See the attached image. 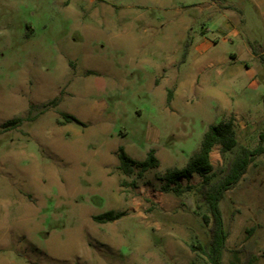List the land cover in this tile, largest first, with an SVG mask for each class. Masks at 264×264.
<instances>
[{
  "label": "rangeland",
  "instance_id": "obj_1",
  "mask_svg": "<svg viewBox=\"0 0 264 264\" xmlns=\"http://www.w3.org/2000/svg\"><path fill=\"white\" fill-rule=\"evenodd\" d=\"M203 29L218 44L195 63ZM229 119L214 181L261 145L264 0H0V264H208L201 178L180 193L161 178ZM120 148L160 167L126 176ZM220 207L223 264H264V154ZM109 211L123 217L93 221Z\"/></svg>",
  "mask_w": 264,
  "mask_h": 264
},
{
  "label": "trees",
  "instance_id": "obj_2",
  "mask_svg": "<svg viewBox=\"0 0 264 264\" xmlns=\"http://www.w3.org/2000/svg\"><path fill=\"white\" fill-rule=\"evenodd\" d=\"M64 119L67 123L80 124L79 120L73 116L64 115ZM15 123V121L10 122L6 126H12ZM260 141V147L255 150L241 149L238 155L227 163L222 176L217 181H214V166L211 162L213 149L217 146L220 147L221 156L226 158L227 154L237 147L234 120L223 121L208 128L199 150L190 157L185 168L169 169L161 178L167 185L174 186V191L178 193L182 191L181 180H189L195 175L201 178L197 191L200 203L206 205L208 209V214H205L203 219L209 227L210 246L206 248L198 243L192 245V249L205 256L208 264H223L222 260L228 233L224 226L220 203L224 200L226 193L241 181L254 160L264 154V133L260 135ZM118 158L120 170L126 176H131L136 166L140 168V175L160 167V161L156 157L155 150H151L147 159L142 163L132 160L124 148L119 149ZM122 217L123 214L121 213L109 211L94 216L93 221L98 224H106L117 221Z\"/></svg>",
  "mask_w": 264,
  "mask_h": 264
},
{
  "label": "crops",
  "instance_id": "obj_3",
  "mask_svg": "<svg viewBox=\"0 0 264 264\" xmlns=\"http://www.w3.org/2000/svg\"><path fill=\"white\" fill-rule=\"evenodd\" d=\"M225 30L230 32V34L224 35V40L226 39V40H229L231 42H234L233 38L236 39L240 35V32L238 31V29L230 21H227L225 23ZM206 32H207V30L203 29L199 39H197V40L192 39L191 40V44L189 46V51H188V58H190L192 56V51H195L196 56L193 55L195 63L202 61L204 53H205L203 49L209 50L210 48H212L218 44V40H209ZM220 33L222 35L224 34V32L222 30L220 31ZM187 63H188V59L185 61L184 65H186ZM215 65H216V63L213 60H211L210 63H207V69H212L215 67Z\"/></svg>",
  "mask_w": 264,
  "mask_h": 264
}]
</instances>
